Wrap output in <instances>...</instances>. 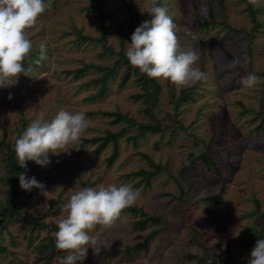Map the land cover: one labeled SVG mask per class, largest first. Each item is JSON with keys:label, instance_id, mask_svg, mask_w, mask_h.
I'll return each instance as SVG.
<instances>
[{"label": "rangeland", "instance_id": "obj_1", "mask_svg": "<svg viewBox=\"0 0 264 264\" xmlns=\"http://www.w3.org/2000/svg\"><path fill=\"white\" fill-rule=\"evenodd\" d=\"M144 3L104 0L103 12L109 16L103 25L97 0H51L37 25L27 31L32 61L38 58L41 43L47 47V59L26 62V75L14 86L0 88V202L6 188V150L1 142L13 144L41 110L49 120L61 109L83 111L90 123L76 149L49 153L51 163L46 167L28 161L23 168L47 193L32 188L19 199L23 217L9 228L13 243L7 234L2 240L7 250L0 253V264H59L58 257L65 253L55 248L57 230L49 225L62 215L61 205L83 187L109 184L139 190L133 207L160 221L135 228L141 217L124 210L114 228L98 225L90 233L104 246L99 254L89 247L86 258L76 264H201L202 256H207L205 264L212 259L224 264L227 249L232 264H247L254 247L251 237L261 235L254 243L264 239V84L252 89L241 85L249 73L264 78V0L249 3L250 7L246 0H161L181 46L197 52L196 67L205 79L176 109L170 93L176 96L190 86L158 81L162 91L153 114L161 130L146 132L134 142L137 128L124 121L113 123V117L101 112L119 111L139 122L150 121L145 104L133 99L142 91L138 76L131 75L120 86L125 71L120 63L102 94L91 81L102 74L99 66L113 67L120 52L126 55L139 26L137 18L150 19L140 11ZM257 8L254 20L252 11ZM102 33L105 43L97 40ZM85 66L81 74L73 72ZM121 130L117 156L108 165L113 144L97 154V143L87 139ZM204 152L214 158V166L207 168L201 161ZM156 166L158 173L147 182L140 172ZM221 187L225 190L218 201L203 200ZM152 232L156 234L147 246L127 249ZM48 236L54 244L51 254L49 248H37Z\"/></svg>", "mask_w": 264, "mask_h": 264}, {"label": "clouds", "instance_id": "obj_2", "mask_svg": "<svg viewBox=\"0 0 264 264\" xmlns=\"http://www.w3.org/2000/svg\"><path fill=\"white\" fill-rule=\"evenodd\" d=\"M258 4V0H248ZM51 0H0V88L14 86L21 75L29 71L25 63L40 64L47 59V47L39 45V55L32 61L33 44L27 31L34 28L39 18L50 8ZM141 13L150 19L142 21L131 35L126 57L140 73L158 81L171 83L177 88L195 85L205 79L196 67L199 56L194 49H184L174 31L175 24L166 6L160 0H145ZM264 84V78L249 73L241 85L252 89ZM8 99H12L9 94ZM90 121L83 111L59 110L50 120L46 112L39 111L16 139L14 152L17 164L27 162L46 167L51 163L49 153L59 155L76 149ZM21 189L36 188L43 193L44 185L36 178L19 174ZM140 198L139 190L130 185L109 184L106 187H83L61 205L62 215L55 223V248L65 255L58 257L59 264H76L86 258L88 248L99 254L103 245L90 235L97 226L110 230L116 226L124 210L134 206ZM247 264H264V239H257L249 253Z\"/></svg>", "mask_w": 264, "mask_h": 264}, {"label": "trees", "instance_id": "obj_3", "mask_svg": "<svg viewBox=\"0 0 264 264\" xmlns=\"http://www.w3.org/2000/svg\"><path fill=\"white\" fill-rule=\"evenodd\" d=\"M248 5L249 2L246 0ZM221 2V0H220ZM161 4V0H160ZM162 5V4H161ZM103 6H104V0H97V10L99 11V17L103 23L105 24L106 17L109 16L108 14H105L103 12ZM250 7V5H249ZM260 11V8H257L255 11H252V18L255 20V14ZM195 16V15H194ZM137 18V16H135ZM199 19V18H198ZM198 19L197 22H200ZM138 23L140 24L142 21L137 18ZM82 39H87L86 37H82ZM99 42L105 43V34L102 33V35L97 39ZM122 63L125 65V71L123 72L119 85L123 86L128 80H130L131 75L138 76L137 80L139 81L141 85L142 91L136 95H133V99L135 100H141L145 107L143 109L144 113L147 114L151 120L148 122H139L135 120L134 118L130 117L127 114H123L119 111H102L101 114L105 116H111L113 117L112 122L117 123L124 121L127 123L128 127L137 128V133L132 137L134 142H136V139L140 136L143 137L146 132H159L160 125L157 120H155L154 114H153V108L157 105L159 96L162 91V85L158 82V80L149 78L147 75L142 74L139 72L138 69L133 68L126 57V55L122 52L119 53V57L114 63L113 67H102L99 66L98 69L102 70V74L95 79H93L92 83H97L99 87L98 94H102L107 90L108 86V78H111V76L114 75L116 72L117 66ZM202 66V65H201ZM88 66H85L84 68L75 69L73 71L76 75L81 74L86 70ZM70 71H67L69 73ZM199 83H196L197 86ZM191 85L189 88H183L180 90L179 94L175 96L174 93H170V97L172 100H175L174 108L176 109L178 104L180 102L185 101L187 98L190 97L191 92L194 90V86ZM22 111L23 109L20 108ZM90 115L94 113H89ZM22 122H25L22 120ZM261 125H259L260 127ZM22 132H20L21 134ZM124 133V130L118 131V132H111L107 131L105 135L103 136H96L91 139H87V142L91 143H97L96 148L94 149V152L99 154L109 143L113 144V152L108 157L107 163L108 165H111L113 160L117 156L118 152V139L121 137V135ZM19 134V135H20ZM18 135V137H19ZM17 137V138H18ZM16 138V139H17ZM16 141V140H15ZM9 144L8 142H1L6 150V155L3 158V163L5 164V174L3 175V179L5 180L6 188L3 189L4 192V202H0V253L7 250V247L2 243V240L4 239V236L7 234L11 238V243H13L12 236L10 234L9 228L10 226L18 219L23 217V211L20 209V198H23L28 194L27 191L21 189L19 185V174L24 173V169L21 168L17 164L15 152H14V144ZM200 156L201 161L204 162V164L207 166V168L214 166V158L206 154L205 152L202 153ZM160 167L156 166L155 169L149 170V171H141L140 173L144 175L147 182L150 180V178L154 177ZM138 174V173H136ZM225 187H221L216 193L205 196L203 200H215L218 201L222 193L224 192ZM255 207L258 210L259 203L255 202ZM131 212L134 213L135 216L141 217L140 219H137L134 222L135 228H144L146 227L148 222L151 223H158L160 221V217L158 216H151L148 215L145 211H143L141 208H135L130 207L128 208ZM40 226H45L44 224ZM51 230H57L56 223H51L49 225ZM156 232L149 233L145 236L144 240L140 243L135 244L134 246L127 248L128 250L133 249L136 250L140 247L147 246L150 238L154 236ZM255 238H261V235H253L250 240V244L252 246L255 245L254 239ZM44 239V238H43ZM39 250H44L45 248H49V254H51L54 250V244H53V238L52 236H48L44 241H41L37 247ZM189 258H195V255L189 254ZM207 256L200 257L199 261L201 264H205V259ZM211 264H216V260L212 259ZM224 264H232V261L230 260V251L229 249L226 250V255L224 259Z\"/></svg>", "mask_w": 264, "mask_h": 264}]
</instances>
